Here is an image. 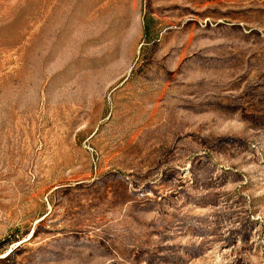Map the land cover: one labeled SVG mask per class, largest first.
<instances>
[{
    "label": "rangeland",
    "instance_id": "rangeland-1",
    "mask_svg": "<svg viewBox=\"0 0 264 264\" xmlns=\"http://www.w3.org/2000/svg\"><path fill=\"white\" fill-rule=\"evenodd\" d=\"M0 264H264V0H0Z\"/></svg>",
    "mask_w": 264,
    "mask_h": 264
}]
</instances>
